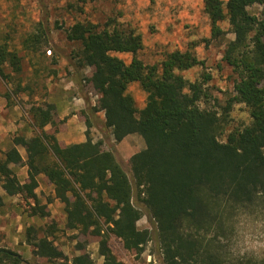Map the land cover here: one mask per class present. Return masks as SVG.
Segmentation results:
<instances>
[{"label":"trees","instance_id":"trees-1","mask_svg":"<svg viewBox=\"0 0 264 264\" xmlns=\"http://www.w3.org/2000/svg\"><path fill=\"white\" fill-rule=\"evenodd\" d=\"M202 5L211 39H224L223 22L234 36L225 42L222 54L236 77L221 114L199 106L209 98V75L189 82L179 74L203 65L191 50H175L160 63L145 65L135 56L143 43L132 28L76 22L67 31V40L80 44L77 68L87 69L81 82L96 97L92 111L102 113L115 142L130 135L143 140L144 148L128 160L131 179L114 152L92 139L89 121L83 142L59 141L54 103L32 105L27 115L33 134L16 136L8 149L0 148L5 196L31 200L30 217H48L35 192L37 177L43 176L63 204L65 228L96 238L102 264H127L113 253L111 237L132 264H139L150 243L162 264H264V256L240 255L232 249L237 225L264 217V0H202ZM253 6L261 7L258 15L249 12ZM42 43L47 44L43 27L22 40L23 48L34 54L41 53ZM112 53L131 58L125 62ZM5 66L11 75L5 74ZM21 71L18 52L6 42L0 44V77L8 82ZM135 83L145 93L140 110L127 92ZM21 88L18 84L15 90ZM233 104H243L251 122L222 139ZM18 147L24 149L25 159ZM17 166L27 169L22 182ZM137 205L143 206L151 230L138 228L143 214ZM30 230L27 241L45 263L95 264L84 245L68 260L50 239L52 226L36 240ZM0 264L28 263L17 252L0 248Z\"/></svg>","mask_w":264,"mask_h":264},{"label":"rangeland","instance_id":"rangeland-1","mask_svg":"<svg viewBox=\"0 0 264 264\" xmlns=\"http://www.w3.org/2000/svg\"><path fill=\"white\" fill-rule=\"evenodd\" d=\"M248 10L258 15L261 7L253 6ZM76 22H89L100 28L110 25L134 29L143 43V48L135 56L145 65L158 64L167 53L175 50H191L203 65L179 74L189 82H200L204 75L210 76L205 85L209 98L199 104L201 108L207 107L221 114L232 96L236 76L231 67L222 61V54L225 42L234 36L228 23L223 22L224 39H211L202 0H95L86 3L80 0H0V44L6 42L10 49L18 52L22 67L19 76H10L8 82L0 77L1 149H8L16 136L30 137L33 134L27 115L32 105L54 103L58 109L56 122L59 133H64L69 124L76 136L83 135L85 139V124L89 121L88 130L92 139L101 141L105 149L114 152L131 179L128 160L144 148L143 140L138 135H130L121 142H115L104 125L102 113L92 111L96 97L81 82L87 69L77 68L80 44L66 38L68 29ZM39 27L47 32V44L42 43L41 53L34 54L23 48L22 40L36 33ZM112 55L125 62L131 58L130 54ZM4 72L8 75L12 73L8 66H5ZM18 84L22 87L20 91L15 90ZM127 92L134 99L135 107L138 110L143 108L145 93L139 85H129ZM250 122L248 109L243 104H233L222 139L229 131ZM17 149L25 159L24 149ZM23 167H15L20 181L25 171ZM37 178L39 184L35 192L40 204L46 205L49 211V216L44 219L28 216L31 200L24 201L19 196L7 197L0 187V248L17 252L28 264H48L35 256L33 246L27 241L26 230L30 228V235L36 236V240L46 235L48 227L52 226L55 232L50 239L68 260L79 255L78 245H84L85 252L95 264H102L96 238L65 228L63 204L54 197L52 185L45 182L41 175ZM137 207L143 214L137 222L138 228L151 230L153 225L146 217L143 206ZM236 228L238 235L233 241V251L240 255L264 256V247H261L264 245V217L241 221ZM35 240L30 238L31 242ZM109 245L119 259L132 264L117 239L111 237ZM138 261L139 264H162L151 243L145 247Z\"/></svg>","mask_w":264,"mask_h":264},{"label":"crops","instance_id":"crops-1","mask_svg":"<svg viewBox=\"0 0 264 264\" xmlns=\"http://www.w3.org/2000/svg\"><path fill=\"white\" fill-rule=\"evenodd\" d=\"M75 116L76 115L74 114L73 117H75ZM66 128L67 129H66V131L64 133H58L57 134V139L59 141H61L64 144L67 145V144L81 143V142H83L85 140L83 135L76 136L75 133H73V131L71 130V127L69 126V124L66 125ZM23 168L25 169V171H23V177H22L23 179H22V181H24L26 179V177H27V175H26V170L27 169H26L25 166ZM21 174H22V171H21Z\"/></svg>","mask_w":264,"mask_h":264},{"label":"clouds","instance_id":"clouds-1","mask_svg":"<svg viewBox=\"0 0 264 264\" xmlns=\"http://www.w3.org/2000/svg\"><path fill=\"white\" fill-rule=\"evenodd\" d=\"M261 247H264V245H261Z\"/></svg>","mask_w":264,"mask_h":264}]
</instances>
